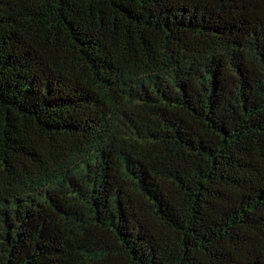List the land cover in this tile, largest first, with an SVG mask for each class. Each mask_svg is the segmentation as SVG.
<instances>
[{"label":"trees","instance_id":"obj_1","mask_svg":"<svg viewBox=\"0 0 264 264\" xmlns=\"http://www.w3.org/2000/svg\"><path fill=\"white\" fill-rule=\"evenodd\" d=\"M0 264H264V0H0Z\"/></svg>","mask_w":264,"mask_h":264}]
</instances>
